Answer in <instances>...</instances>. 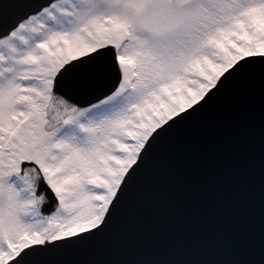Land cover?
I'll return each mask as SVG.
<instances>
[{
	"label": "snow or ice",
	"instance_id": "snow-or-ice-1",
	"mask_svg": "<svg viewBox=\"0 0 264 264\" xmlns=\"http://www.w3.org/2000/svg\"><path fill=\"white\" fill-rule=\"evenodd\" d=\"M247 84L264 0H0V264H89L67 257L175 200L187 133Z\"/></svg>",
	"mask_w": 264,
	"mask_h": 264
},
{
	"label": "water",
	"instance_id": "water-1",
	"mask_svg": "<svg viewBox=\"0 0 264 264\" xmlns=\"http://www.w3.org/2000/svg\"><path fill=\"white\" fill-rule=\"evenodd\" d=\"M183 188H161L151 206L70 261L220 258L264 264V89L238 85L191 127L180 146Z\"/></svg>",
	"mask_w": 264,
	"mask_h": 264
}]
</instances>
